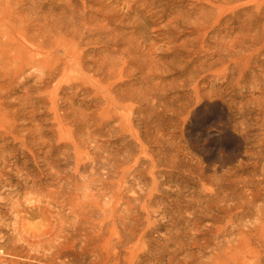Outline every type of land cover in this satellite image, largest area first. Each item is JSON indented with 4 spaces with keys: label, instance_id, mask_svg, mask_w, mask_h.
Segmentation results:
<instances>
[{
    "label": "rangeland",
    "instance_id": "rangeland-1",
    "mask_svg": "<svg viewBox=\"0 0 264 264\" xmlns=\"http://www.w3.org/2000/svg\"><path fill=\"white\" fill-rule=\"evenodd\" d=\"M63 235L71 264H264V0H0V239Z\"/></svg>",
    "mask_w": 264,
    "mask_h": 264
},
{
    "label": "bare ground",
    "instance_id": "bare-ground-1",
    "mask_svg": "<svg viewBox=\"0 0 264 264\" xmlns=\"http://www.w3.org/2000/svg\"><path fill=\"white\" fill-rule=\"evenodd\" d=\"M19 53H20V51H19ZM17 54H18V52H17ZM48 54V53H47ZM23 57V56H22ZM16 59V58H15ZM17 61H19V59H16ZM21 61V60H20ZM15 113V112H14ZM6 117V116H5ZM62 128V127H61ZM63 131V130H62ZM73 142V141H72ZM75 143V142H74ZM77 147V146H76ZM2 149H4V148H2ZM77 149V148H76ZM77 202H79V201H77ZM76 202V203H77ZM80 204H81V202H79ZM78 203V204H79ZM79 204V205H80ZM76 205V204H75ZM78 207H80V206H78ZM82 208V207H81ZM90 208V207H89ZM85 210V208H82V210ZM102 208L100 207V210H101ZM74 210V209H73ZM79 210H80V208H79ZM87 210V209H86ZM99 210V211H100ZM76 211H78V210H76ZM89 211V210H88ZM75 212V211H74ZM81 212V211H80ZM104 212V210L101 212V213H103ZM75 214H79L78 212L77 213H75ZM93 214V213H92ZM103 217H104V215L105 214H101ZM78 216V215H77ZM107 216V215H106ZM105 216V218H103L102 219V223L101 224H99L100 226L98 227V229H97V231H95V226L99 223V221L98 222H96V224H95V222H91L89 219V221L90 222H88V224H87V222L86 223H84L85 225H88V228L89 229H91V230H93V234H89L88 233V235L84 232V234H82V235H84V237H87L86 239L88 240H96V239H99L102 235H103V233H104V230H108V228L107 229H105L106 228V224H107V222H106V219L108 218V217H106ZM93 217V216H92ZM78 219H80V215L77 217ZM85 218V217H84ZM87 218V217H86ZM85 218V219H86ZM90 218V217H89ZM77 219V221H79L80 222V220H78ZM92 219V218H91ZM109 219V218H108ZM98 220V219H97ZM87 221V220H86ZM95 221V220H94ZM75 222V221H74ZM81 222H82V220H81ZM79 223V224H83V223ZM78 223V222H77ZM76 224V223H75ZM83 224V225H84ZM98 226V225H97ZM75 227V226H74ZM73 227V228H74ZM81 227H82V225H81ZM108 227V226H107ZM76 228V227H75ZM74 228V229H75ZM47 230L49 229V228H46ZM73 229V230H74ZM72 230V229H71ZM87 230V229H86ZM43 231V230H42ZM75 231V230H74ZM95 231V232H94ZM77 232H78V229H77ZM82 232V231H81ZM80 232V233H81ZM89 232H90V230H89ZM40 234H42L41 232H39ZM44 233L45 234H47V231L46 230H44ZM50 233V232H49ZM49 233H48V235H49ZM79 233V232H78ZM91 233V232H90ZM135 233V232H134ZM38 234V233H37ZM40 234H38V236L40 235ZM66 234V233H65ZM52 235V234H51ZM2 236V235H1ZM61 236V235H60ZM3 237V236H2ZM2 237H1V241H0V258H2V259H4V260H6V262H7V264H71V263H69V260L68 259H66V257H70V255L72 254V251H69V250H72V245H74V244H69L68 243V236L67 235H63L62 236V238L59 240H56L58 237H56V239H54V241L53 242H51V240L53 239H51L50 240V242L51 243H47L48 244V248H47V244L46 243H43L44 244V246L43 247H45V244H46V248L47 249H38L39 247H41V246H39V247H33L32 248V246L34 245H32V244H30V245H28V244H26V245H28V246H26V248L27 247H29V246H31L30 248L32 249V251H31V254L29 253V254H26L27 256H24L22 253H21V251L25 248V246L23 247L22 245H24V244H22V245H17V243H15L16 241H13L14 242V244H13V242L11 243V244H9L8 242L9 241H7V240H9V239H7L6 241L4 240L5 238H3V240H2ZM42 237H43V235H42ZM103 238H104V236H102ZM46 238H47V236H46ZM46 238H44V239H46ZM51 237H49V239H50ZM60 238V237H59ZM73 238V237H72ZM78 238H80V236L78 237ZM82 238V237H81ZM49 239H46L48 242H49ZM85 239V238H84ZM105 239V238H104ZM123 239V238H122ZM38 240V239H37ZM41 240L42 239H40L39 241L41 242ZM80 241V240H79ZM98 241V240H97ZM106 242H107V244H108V242H109V240L108 239H106ZM105 242V243H106ZM31 243H33V242H31ZM35 243V245L37 244L36 242H34ZM76 243V242H75ZM99 243V242H98ZM97 243V244H98ZM19 244V243H18ZM42 244V243H41ZM40 244V245H41ZM100 244V243H99ZM110 244V243H109ZM108 244V245H109ZM103 245V244H102ZM106 245V244H105ZM104 245V246H105ZM106 245L108 248L111 246V245ZM38 246V245H37ZM101 246V245H100ZM103 246V247H104ZM107 247H106V249H107ZM30 248H27V252H29V249ZM79 248H81V247H79ZM97 248V247H96ZM100 248V247H99ZM87 249H88V247H87ZM105 248H103V250H105V253L106 252H109V251H107ZM119 251V250H118ZM23 252V251H22ZM83 252V251H82ZM89 252V251H88ZM96 252V251H95ZM81 253V252H80ZM107 254H109V253H107ZM110 255V254H109ZM114 256V255H113ZM73 257V256H72ZM106 257H107V255H106ZM98 258H99V256H98ZM103 258V257H102ZM1 259V260H2ZM99 259H101V258H99ZM111 259V258H110ZM109 260V259H108ZM104 261V260H103ZM102 261V262H103ZM100 263V262H99ZM106 263V262H105ZM6 264V263H5ZM101 264H103V263H101Z\"/></svg>",
    "mask_w": 264,
    "mask_h": 264
}]
</instances>
